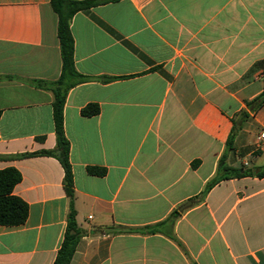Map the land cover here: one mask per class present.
I'll return each mask as SVG.
<instances>
[{"label": "crops", "instance_id": "obj_1", "mask_svg": "<svg viewBox=\"0 0 264 264\" xmlns=\"http://www.w3.org/2000/svg\"><path fill=\"white\" fill-rule=\"evenodd\" d=\"M57 29L51 0H0V170L21 173L13 193L29 206L23 225H0V264H53L66 231L62 164L28 155L57 146L53 94L32 83L61 75ZM71 30L87 80L64 107L85 231L69 264H264V177L224 179L198 198L222 156L264 168V105H246L264 90V0H118L77 13ZM90 103L100 113L83 116ZM176 210L183 248L163 233L102 232Z\"/></svg>", "mask_w": 264, "mask_h": 264}, {"label": "trees", "instance_id": "obj_2", "mask_svg": "<svg viewBox=\"0 0 264 264\" xmlns=\"http://www.w3.org/2000/svg\"><path fill=\"white\" fill-rule=\"evenodd\" d=\"M115 1L118 0H51L52 9L58 16L57 32L60 41L62 72L59 79L55 81L36 80L32 83L39 89L50 91L53 94L54 100L52 107L57 146L52 152H40L28 155H54L58 158L64 169V187L66 195L69 198V212L64 238L53 264H69L76 252V248L81 238L85 235V231L78 226L76 219L77 211L74 202V174L70 161V142L66 137L64 129V107L67 95L71 89L86 82L87 80L85 76L77 71L75 66V43L71 30V21L79 12L88 11L93 7ZM246 105L253 114H256L264 105V90L259 96L246 102ZM99 113L100 106L94 103L86 105L81 110V114L86 117H93ZM248 117V112L244 111L242 112L241 120L233 122L234 127L227 141V148L229 150L232 149L234 140ZM196 165L197 162L193 164L194 167ZM87 171L89 174L95 176L102 177L106 175V169L104 168L89 167ZM246 176L264 177V168L258 169L256 172L253 168H232L227 164L225 156H222L219 161L218 173L216 177L207 185L206 189L198 198L203 199L212 187L224 179L231 177L242 178ZM21 180L22 175L15 168L11 167L0 170V225L2 226H20L28 219V204L13 193L14 188L21 182ZM179 216L180 212L176 210L165 221L153 226H146L140 229L112 227L106 228L102 232L111 234L129 232L141 234L163 233L183 248L182 243L176 238L173 232V226ZM95 232L96 231H92L91 233Z\"/></svg>", "mask_w": 264, "mask_h": 264}, {"label": "built area", "instance_id": "obj_3", "mask_svg": "<svg viewBox=\"0 0 264 264\" xmlns=\"http://www.w3.org/2000/svg\"><path fill=\"white\" fill-rule=\"evenodd\" d=\"M258 150L264 151V130L260 133L258 143H257Z\"/></svg>", "mask_w": 264, "mask_h": 264}, {"label": "water", "instance_id": "obj_4", "mask_svg": "<svg viewBox=\"0 0 264 264\" xmlns=\"http://www.w3.org/2000/svg\"><path fill=\"white\" fill-rule=\"evenodd\" d=\"M190 205H192V202H188L187 204H184V206H182V207L180 208V210H183L184 208H186V207H188V206H190Z\"/></svg>", "mask_w": 264, "mask_h": 264}]
</instances>
